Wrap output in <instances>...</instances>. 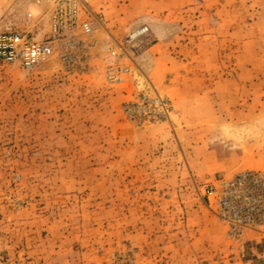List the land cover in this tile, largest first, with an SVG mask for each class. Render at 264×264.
<instances>
[{
    "label": "rangeland",
    "instance_id": "1",
    "mask_svg": "<svg viewBox=\"0 0 264 264\" xmlns=\"http://www.w3.org/2000/svg\"><path fill=\"white\" fill-rule=\"evenodd\" d=\"M0 264H264V0H5ZM143 75L139 91L134 74Z\"/></svg>",
    "mask_w": 264,
    "mask_h": 264
},
{
    "label": "built area",
    "instance_id": "2",
    "mask_svg": "<svg viewBox=\"0 0 264 264\" xmlns=\"http://www.w3.org/2000/svg\"><path fill=\"white\" fill-rule=\"evenodd\" d=\"M61 16L55 15L52 23V36L37 39L30 34L9 31L0 33V62L20 64L33 69L47 61L54 53L53 37L61 29Z\"/></svg>",
    "mask_w": 264,
    "mask_h": 264
},
{
    "label": "bare ground",
    "instance_id": "3",
    "mask_svg": "<svg viewBox=\"0 0 264 264\" xmlns=\"http://www.w3.org/2000/svg\"><path fill=\"white\" fill-rule=\"evenodd\" d=\"M5 0H0V9L4 5ZM55 59L51 58L45 64H48L50 67H55ZM136 86L139 91H143L146 89V79L143 75H140L138 73L134 74L133 77ZM264 128V124L260 125H253L251 127H239V128H234V129H224V135L226 137H229L231 139H234L236 141H242L245 140L246 138H249L250 136H256L259 132L260 129Z\"/></svg>",
    "mask_w": 264,
    "mask_h": 264
}]
</instances>
